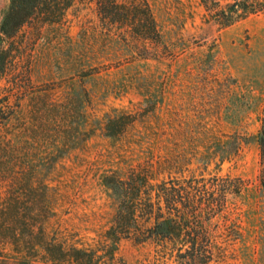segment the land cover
Returning <instances> with one entry per match:
<instances>
[{
  "label": "rangeland",
  "instance_id": "obj_1",
  "mask_svg": "<svg viewBox=\"0 0 264 264\" xmlns=\"http://www.w3.org/2000/svg\"><path fill=\"white\" fill-rule=\"evenodd\" d=\"M136 1L111 23L95 0H76L59 22L1 38L0 264L104 243L116 210L104 178L134 171L152 186L239 180L209 228L212 264H264V12L220 28L199 0H145L159 34L150 42ZM165 246L120 240L116 263L173 264L159 257Z\"/></svg>",
  "mask_w": 264,
  "mask_h": 264
},
{
  "label": "trees",
  "instance_id": "obj_2",
  "mask_svg": "<svg viewBox=\"0 0 264 264\" xmlns=\"http://www.w3.org/2000/svg\"><path fill=\"white\" fill-rule=\"evenodd\" d=\"M75 1L10 0L0 21V40L10 38L16 29L32 20L49 24L59 22ZM95 1L97 12L111 23L129 6L136 12L140 10L136 0L128 6L115 0ZM139 1L144 7L143 39L155 42L159 34L150 7L145 0ZM199 3L208 20L220 28L264 12V0H199ZM6 54L7 50L0 44V59ZM120 119H109L106 130L119 125ZM256 143L264 163V126L257 133ZM222 180L225 185L220 186ZM104 185L116 197V210L113 222L105 232V242L96 248L69 246L65 249L50 245L45 254L48 264H118L115 250L123 239L138 243L152 241L162 249L169 244V252L160 251L159 257L168 255L173 264H212L215 261V236L209 229L212 219L221 214L227 194H238L241 188L239 180L228 178H213L208 186L196 179L173 180L152 186L145 175L135 171L126 179L108 176L104 178ZM1 217L0 209V245L5 237Z\"/></svg>",
  "mask_w": 264,
  "mask_h": 264
}]
</instances>
